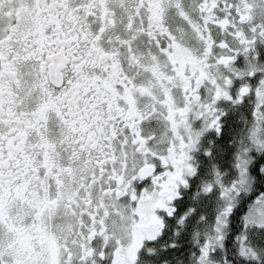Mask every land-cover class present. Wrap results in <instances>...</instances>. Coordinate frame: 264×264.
Wrapping results in <instances>:
<instances>
[{"label":"snow or ice","instance_id":"6c2138e0","mask_svg":"<svg viewBox=\"0 0 264 264\" xmlns=\"http://www.w3.org/2000/svg\"><path fill=\"white\" fill-rule=\"evenodd\" d=\"M0 264H264V0H0Z\"/></svg>","mask_w":264,"mask_h":264}]
</instances>
